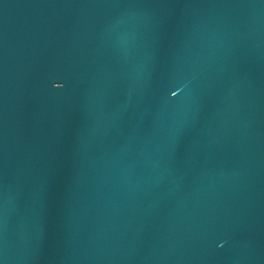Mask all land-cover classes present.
<instances>
[{"label":"water","instance_id":"obj_1","mask_svg":"<svg viewBox=\"0 0 264 264\" xmlns=\"http://www.w3.org/2000/svg\"><path fill=\"white\" fill-rule=\"evenodd\" d=\"M0 264H264V0H0Z\"/></svg>","mask_w":264,"mask_h":264}]
</instances>
